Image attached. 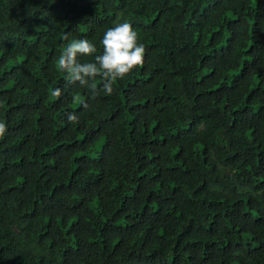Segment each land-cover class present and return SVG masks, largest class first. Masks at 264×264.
Returning a JSON list of instances; mask_svg holds the SVG:
<instances>
[{"label":"trees","instance_id":"trees-1","mask_svg":"<svg viewBox=\"0 0 264 264\" xmlns=\"http://www.w3.org/2000/svg\"><path fill=\"white\" fill-rule=\"evenodd\" d=\"M123 22L93 98L60 33ZM0 121V264H264V0H0Z\"/></svg>","mask_w":264,"mask_h":264},{"label":"clouds","instance_id":"clouds-1","mask_svg":"<svg viewBox=\"0 0 264 264\" xmlns=\"http://www.w3.org/2000/svg\"><path fill=\"white\" fill-rule=\"evenodd\" d=\"M60 39L68 43L58 58L59 68L73 83L79 82L82 87L88 88L93 98L101 91L112 95L115 81L123 80L144 64L146 48L140 42L139 33L129 22L118 23L105 31L101 40V54H97V47L91 41L72 38L71 32L60 33ZM80 56L94 57V60L81 63L78 59ZM97 77L102 80V87L99 89L95 83ZM53 95L59 97L61 90H54ZM68 120L70 123H77L78 117L69 115ZM6 132V124L0 121V137Z\"/></svg>","mask_w":264,"mask_h":264}]
</instances>
